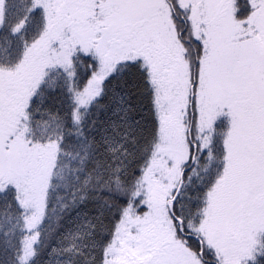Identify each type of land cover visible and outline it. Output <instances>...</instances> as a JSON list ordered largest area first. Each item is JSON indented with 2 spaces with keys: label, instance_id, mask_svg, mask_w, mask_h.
<instances>
[{
  "label": "snow or ice",
  "instance_id": "6c2138e0",
  "mask_svg": "<svg viewBox=\"0 0 264 264\" xmlns=\"http://www.w3.org/2000/svg\"><path fill=\"white\" fill-rule=\"evenodd\" d=\"M0 264H264V0H0Z\"/></svg>",
  "mask_w": 264,
  "mask_h": 264
}]
</instances>
